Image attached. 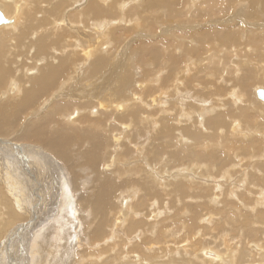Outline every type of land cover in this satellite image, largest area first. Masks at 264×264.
Masks as SVG:
<instances>
[{"label":"bare ground","instance_id":"bare-ground-1","mask_svg":"<svg viewBox=\"0 0 264 264\" xmlns=\"http://www.w3.org/2000/svg\"><path fill=\"white\" fill-rule=\"evenodd\" d=\"M263 87L264 0H0V264H264Z\"/></svg>","mask_w":264,"mask_h":264},{"label":"rangeland","instance_id":"rangeland-1","mask_svg":"<svg viewBox=\"0 0 264 264\" xmlns=\"http://www.w3.org/2000/svg\"><path fill=\"white\" fill-rule=\"evenodd\" d=\"M242 9V11L241 12H243V13H245V7L244 8H241ZM249 23H250V21H248ZM140 27L141 26H139V27H137L136 28V30H135V32H137V33H139V31H141L140 30ZM160 33V36H161V32H159ZM134 63H136L135 61H134ZM136 65H137V63H136ZM138 66V65H137ZM213 73V75H214V72H212ZM225 75V74H224ZM227 76L225 75L223 78H226ZM213 84V83H212ZM256 84V85H255ZM251 85H252V83H251ZM258 85H260L259 83H256V82H253V87H262V86H258ZM264 88V87H263ZM161 89L162 88H158V90H159V93H160V95L163 93H161ZM164 96V97H163ZM161 98L163 97V98H165V95L163 94V95H161L160 96ZM257 99V98H256ZM259 101V100H258ZM260 102V101H259ZM261 103H263V102H261ZM262 109V108H261ZM60 165L59 164H57V165H55V172H57L58 173V167H59ZM62 166H64V164L62 163ZM44 176L43 177H41L42 175H40V177H39V179H41L42 181L40 182V191L41 190H44L45 189V187H46V185L49 183V181H47L48 179L46 178V175L45 174H43ZM89 176V175H88ZM66 178H68L67 176H66ZM57 179V180H56ZM44 180V181H43ZM66 180V179H65ZM64 180V177L62 176V177H56V178H54V181H53V189H52V191H50V192H44L43 193V191H42V193H40V195H41V197H42V200H43V207L41 208L42 209V213L41 212H38V214H36L37 216L36 217H34V219H33V224H34V227H37V226H39L40 224L39 223H43V224H45L46 226L45 227H43V228H45L46 230H51L52 232H53V230H54V227L52 226L53 224H54V226H56L57 224H55L54 222H52V220L51 219H53L54 218V216H52L53 215V213H49L50 211H51V208L52 207H54V205L55 204H57L58 203V201H60V197H61V195L59 194V193H61V191L59 190L60 188H64L65 186H67L68 184H65V183H67V180L65 181ZM60 181H61V184H60ZM55 182H57V183H55ZM45 183H47V184H45ZM43 184V185H42ZM54 184H56V185H54ZM59 186H58V185ZM62 185V186H61ZM43 186V187H42ZM56 186V187H55ZM90 189V188H89ZM82 190H83V192H85V189H83L82 188ZM54 191V192H53ZM60 191V192H59ZM68 191V193H70V191L69 190H67ZM45 193H48V195H46ZM57 193V194H56ZM67 193V194H68ZM45 194V195H44ZM53 195V196H52ZM60 195V196H59ZM48 196V197H47ZM59 197V198H58ZM46 202V203H45ZM47 204H48V206L49 207H46L47 206ZM44 205H45V210L43 209L44 208ZM68 208V207H67ZM67 208H65L64 209V212H65V210L67 209ZM47 209V210H46ZM49 211V212H48ZM125 211H128L127 209L125 210ZM47 212L51 215V216H49V214H47ZM62 212L63 211H61L60 212V214H62ZM63 212V213H64ZM38 217V218H37ZM46 217H51L50 219H49V221L47 222V219L48 218H46ZM45 220V221H44ZM51 220V221H50ZM68 221V222H67ZM77 220L76 219H70V217H68V218H65V219H63V222H62V224H64L65 226L63 227V230L64 229H66V230H70L72 233L75 231V229H74V227H75V225L77 224V222H76ZM79 221H80V223H81V225H80V228L81 229H78V230H82V228H83V221H81L80 219H79ZM116 221V220H115ZM46 222H47V224H46ZM117 222V221H116ZM117 223H121V222H117ZM50 224H52V225H50ZM59 224V223H58ZM49 227V228H48ZM52 227V228H51ZM43 228H41L42 230H41V232L43 231ZM44 229V230H45ZM73 229H74V231H73ZM65 230V231H66ZM71 233V234H72ZM30 234V233H29ZM70 234V235H71ZM19 235H21L20 233H19ZM19 235H16V236H14V238L13 239H10L11 241L8 243V245H7V247L8 248H4V250L6 251V252H4V255H3V257L1 258L2 260H3V262L5 263V264H11V262H12V264H22V257L24 256L23 254H24V251L27 249V247H29L30 246V243H29V241H26L27 239H28V236L26 237V235H24V237L22 238L21 236H20V239H19ZM73 235V234H72ZM19 241H21V242H19ZM20 243V244H19ZM28 243H29V245H28ZM15 244V245H14ZM17 244V245H16ZM13 246V247H12ZM19 247H22V249H21V253L20 254H18V258H15V254H13V253H15L16 252V248L18 249ZM13 248V249H12ZM8 249V250H7ZM12 249V250H11ZM22 251H23V254H22ZM32 251V250H31ZM253 251V250H252ZM8 252H10V253H12V255H13V258L12 259H10L8 256H7V253ZM254 252V251H253ZM6 253V254H5ZM31 253H33V252H31ZM20 255V256H19ZM37 256V255H36ZM8 262V263H7ZM216 263H218V264H220L219 262H216Z\"/></svg>","mask_w":264,"mask_h":264},{"label":"water","instance_id":"water-1","mask_svg":"<svg viewBox=\"0 0 264 264\" xmlns=\"http://www.w3.org/2000/svg\"><path fill=\"white\" fill-rule=\"evenodd\" d=\"M256 96H257L259 99L263 100V99H264V92H262V91H258L257 94H256Z\"/></svg>","mask_w":264,"mask_h":264}]
</instances>
